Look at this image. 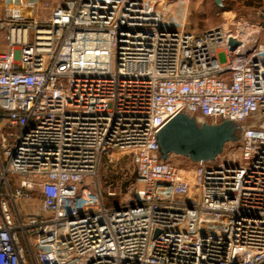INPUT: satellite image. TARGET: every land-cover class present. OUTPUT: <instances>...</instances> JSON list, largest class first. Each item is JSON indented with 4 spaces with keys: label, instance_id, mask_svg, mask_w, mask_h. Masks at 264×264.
<instances>
[{
    "label": "built area",
    "instance_id": "obj_1",
    "mask_svg": "<svg viewBox=\"0 0 264 264\" xmlns=\"http://www.w3.org/2000/svg\"><path fill=\"white\" fill-rule=\"evenodd\" d=\"M166 1L54 0L43 18L0 0V264H264V27L189 31ZM179 112L240 122L239 154L160 159ZM115 152L141 186L108 205Z\"/></svg>",
    "mask_w": 264,
    "mask_h": 264
},
{
    "label": "rangeland",
    "instance_id": "obj_2",
    "mask_svg": "<svg viewBox=\"0 0 264 264\" xmlns=\"http://www.w3.org/2000/svg\"><path fill=\"white\" fill-rule=\"evenodd\" d=\"M54 0H40V12L43 18L49 14V4ZM162 14L168 20L181 22L186 30L199 32L207 28L227 24L234 21L255 25L260 23L264 27V0H222L221 5L213 0H167ZM264 32V31H262ZM263 34V33H262ZM222 153L226 156H237L239 147L237 142L224 145ZM169 159L191 164L192 161L178 155H170ZM96 183L102 193L103 200L108 205L127 201L136 187L141 186L137 178L133 163L129 155L115 152L103 158Z\"/></svg>",
    "mask_w": 264,
    "mask_h": 264
},
{
    "label": "water",
    "instance_id": "obj_3",
    "mask_svg": "<svg viewBox=\"0 0 264 264\" xmlns=\"http://www.w3.org/2000/svg\"><path fill=\"white\" fill-rule=\"evenodd\" d=\"M213 1L222 4V0ZM229 44L234 47L236 42L230 39ZM241 128L240 122L235 120L199 122L194 116L179 112L157 131L158 154L162 160H167L170 155L182 156L192 162L212 160L226 143L238 140Z\"/></svg>",
    "mask_w": 264,
    "mask_h": 264
},
{
    "label": "crops",
    "instance_id": "obj_4",
    "mask_svg": "<svg viewBox=\"0 0 264 264\" xmlns=\"http://www.w3.org/2000/svg\"><path fill=\"white\" fill-rule=\"evenodd\" d=\"M264 9V8H263Z\"/></svg>",
    "mask_w": 264,
    "mask_h": 264
}]
</instances>
